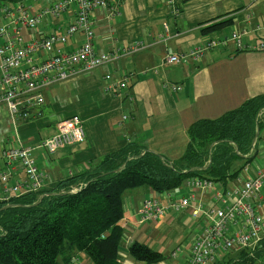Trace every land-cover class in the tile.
Instances as JSON below:
<instances>
[{
  "label": "crops",
  "instance_id": "crops-1",
  "mask_svg": "<svg viewBox=\"0 0 264 264\" xmlns=\"http://www.w3.org/2000/svg\"><path fill=\"white\" fill-rule=\"evenodd\" d=\"M52 1L39 0L38 5ZM109 1L119 5L120 14L109 20L105 9L94 11V46L97 52L119 57L98 67L97 72H101L100 76L110 73L118 79L126 76V86L116 94L104 89L101 94L96 91L92 73L83 79L76 76L64 81L72 83V113L68 116L64 114V96L69 95L67 84L62 87L53 84L43 91L44 103L39 107V116L52 110L51 118L45 122L38 119V122L40 126L52 123L53 127L45 129L43 136L38 131L41 140L55 133L60 120L72 115L80 117L85 129L83 142L66 145L52 154L37 147L36 163L44 172V186L84 170L105 153L129 141L144 144L169 159L177 158L183 152L186 131L192 122L216 118L248 98L264 93V48H258L264 43V0ZM226 13L233 17L229 29L201 33L210 19ZM67 22L68 18L64 17L59 25L63 28ZM56 23L45 20L40 29L49 31ZM164 24H167L166 31ZM108 29L116 38H106ZM234 31L240 34L243 44L240 49L229 41L225 46L204 52L199 60L165 62L169 54L187 53L199 43L223 40ZM83 39L82 33H76L69 47L75 48ZM135 41H141L142 48L126 53L123 49ZM103 67H106L104 73ZM172 85L178 88L172 90ZM82 98H86L85 105L80 103ZM79 106H83L82 111H77ZM44 168L50 171L45 172ZM23 176L22 169L18 168L13 179ZM130 194L124 204L127 211L132 212ZM197 195L200 196V192ZM184 213L190 216L189 210ZM127 221L124 210L121 222L126 225Z\"/></svg>",
  "mask_w": 264,
  "mask_h": 264
},
{
  "label": "built area",
  "instance_id": "built-area-1",
  "mask_svg": "<svg viewBox=\"0 0 264 264\" xmlns=\"http://www.w3.org/2000/svg\"><path fill=\"white\" fill-rule=\"evenodd\" d=\"M38 3L39 0H8L0 8V111H6L14 127L18 120L27 122L40 115L39 107L44 103L46 88L119 57L97 52L94 46L93 13L102 8L108 18H115L120 14L116 2L54 0L40 6ZM71 5L76 7V14L69 17L65 30L57 23L49 31L40 29L45 20L67 17L64 14ZM163 28L166 31L167 24ZM76 33H82L84 39L72 49L69 45ZM229 41L238 49L243 47L240 34L234 31L223 40L199 43L187 53L169 54L165 62L199 60L204 52L225 46ZM142 46L141 41H135L123 50L133 53ZM258 48H264V43ZM125 79L126 76L118 79L110 73L104 74V91L116 94L125 88ZM171 88L176 90L178 86L172 85ZM122 119L125 120L126 116ZM84 140L83 123L79 116L72 115L60 120L55 133L43 138L39 146L52 154L59 148ZM18 168L22 169L24 176L13 179ZM44 178L30 146L19 140L14 145L0 146V202L38 191L44 187ZM226 185L205 177L187 178L184 181L187 193L172 190L144 198L137 210L138 218L142 222H154L168 211L181 210H189L190 216L196 220L201 218L204 226L193 239L185 264H215L231 252L252 251L264 238V164L255 169L254 175L244 180L236 179L231 186ZM213 187V193L208 196V190ZM197 192L201 195L198 196ZM178 250L173 251L172 256Z\"/></svg>",
  "mask_w": 264,
  "mask_h": 264
},
{
  "label": "trees",
  "instance_id": "trees-1",
  "mask_svg": "<svg viewBox=\"0 0 264 264\" xmlns=\"http://www.w3.org/2000/svg\"><path fill=\"white\" fill-rule=\"evenodd\" d=\"M75 11L71 5L64 14L68 22ZM60 20L54 21L59 25ZM232 22L229 13L220 15L210 19L201 33L218 31ZM67 25L60 27L65 30ZM263 115L264 93L216 118L192 122L177 158L169 159L129 141L84 170L0 202V264H69L79 252L92 264H128L120 260L118 252L125 228L121 222L124 193L146 185L160 194L179 189L192 177L231 186L255 156L254 140ZM237 158L244 163L232 168ZM128 252L142 264L164 259L160 251L136 240ZM258 260H264V238L251 253L239 250L215 264H254Z\"/></svg>",
  "mask_w": 264,
  "mask_h": 264
},
{
  "label": "rangeland",
  "instance_id": "rangeland-1",
  "mask_svg": "<svg viewBox=\"0 0 264 264\" xmlns=\"http://www.w3.org/2000/svg\"><path fill=\"white\" fill-rule=\"evenodd\" d=\"M7 3L8 0H0V8L3 6V4H7ZM113 19H116V17L115 18L111 17V19L109 20H113ZM226 27H228V29L230 28V26H226ZM95 28L96 26L94 27V30ZM105 36L106 38L108 37L116 38V35L113 36L110 35V29L107 30ZM100 68L80 74L76 78L83 79L92 73L93 74L92 78L96 83V91L98 90V92L100 91V93L102 94L103 86H104L103 75L100 76L101 72H97V70ZM105 68L106 67H103L102 72L105 70ZM110 70L112 73H114L113 69ZM66 84L69 95L64 96L65 99L64 114L68 116L70 113H72V83L61 82L60 84L57 83L54 85H56L55 87H59V86L62 87ZM118 91L120 92L121 90ZM46 93L49 94L48 91H46ZM80 103L85 105L86 98H82ZM82 107L83 106L77 107V111L79 109L80 111H82ZM51 111L52 110H49V112L45 116L43 115L36 116L31 118L27 122L18 120L14 127L11 120L7 116L6 111L2 109L0 111V146L3 144L14 145L19 140L24 145L30 146L33 155L37 156L39 153L37 147L41 142L38 131H40V135L43 136L45 129H49L50 127H53L52 123L47 126L46 125L40 126L38 119L40 120V122H45V120L49 121V119L51 118L50 115ZM259 121L261 123V127L258 131H256V136L254 140V143L256 145L254 150L255 156L247 164L248 171L244 172L243 170H241L237 176V179L244 180L246 177H250L254 175L255 169L258 166L264 164V115L259 118ZM243 163H244V159L237 158L236 161L233 163L232 168H237ZM44 169L45 172L50 171L49 168H44ZM61 171L62 170H60V172ZM65 171L66 170L64 169L62 172L64 176L66 175ZM50 174L52 179H55L54 174L52 172H50ZM214 188L215 187L209 189L208 193L212 194ZM126 192L127 193H125L124 195V202H126L127 200V194L131 192L130 198L132 201L131 207H133V210L132 212L127 211V206H125L124 204L125 216L127 217L128 221L127 224L124 225L125 227L124 234L121 239V243L119 245L118 252H119L120 260L123 263H128V264H142L140 262L135 261L134 258L128 252V246L132 241L136 240L138 242L147 244L149 247L157 251H160L164 255V259L155 264H185L186 259L189 255L192 241L195 235H197L200 229L204 226L203 220H196L189 215L187 216L185 215L184 211L181 210L179 212L168 211L161 219L154 222H142L140 221L138 216H136L137 207L141 205V202L143 201L144 198L150 197L151 194L153 196H156L158 194H156L150 187L146 185L135 189L127 190ZM183 192H188L184 184H182L180 188L177 189V193H183ZM177 248L179 250L177 251L176 255L172 256V252L175 251ZM247 252L251 253L252 251L247 250ZM231 254L233 255L234 252H231ZM69 264H92V262L86 254L79 252L74 257L72 263ZM254 264H264V260H258Z\"/></svg>",
  "mask_w": 264,
  "mask_h": 264
}]
</instances>
